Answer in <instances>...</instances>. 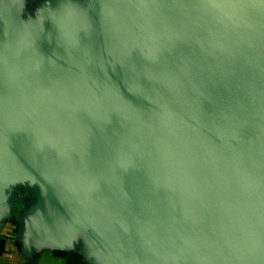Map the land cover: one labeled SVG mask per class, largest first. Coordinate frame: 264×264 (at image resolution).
Masks as SVG:
<instances>
[{
    "label": "water",
    "instance_id": "1",
    "mask_svg": "<svg viewBox=\"0 0 264 264\" xmlns=\"http://www.w3.org/2000/svg\"><path fill=\"white\" fill-rule=\"evenodd\" d=\"M0 0V224L91 264H264V0Z\"/></svg>",
    "mask_w": 264,
    "mask_h": 264
},
{
    "label": "crops",
    "instance_id": "2",
    "mask_svg": "<svg viewBox=\"0 0 264 264\" xmlns=\"http://www.w3.org/2000/svg\"><path fill=\"white\" fill-rule=\"evenodd\" d=\"M40 1L42 0H27V8L31 13H33L31 5ZM22 188L24 187L20 186L14 191L16 202L12 215L0 224V264H91L82 249L81 237L79 239L81 244L73 249H55L50 245H44L32 253L24 251L19 238L20 215L26 205L33 203L35 189H28L29 192L26 194Z\"/></svg>",
    "mask_w": 264,
    "mask_h": 264
},
{
    "label": "rangeland",
    "instance_id": "3",
    "mask_svg": "<svg viewBox=\"0 0 264 264\" xmlns=\"http://www.w3.org/2000/svg\"><path fill=\"white\" fill-rule=\"evenodd\" d=\"M22 189H23V191H26V194H27V191H28V190H25V188H22ZM28 192H29V191H28Z\"/></svg>",
    "mask_w": 264,
    "mask_h": 264
},
{
    "label": "flooded vegetation",
    "instance_id": "4",
    "mask_svg": "<svg viewBox=\"0 0 264 264\" xmlns=\"http://www.w3.org/2000/svg\"><path fill=\"white\" fill-rule=\"evenodd\" d=\"M22 192H23V191H22ZM22 192H21V193H22ZM30 198H31V197H30ZM28 200H30V199H28Z\"/></svg>",
    "mask_w": 264,
    "mask_h": 264
}]
</instances>
